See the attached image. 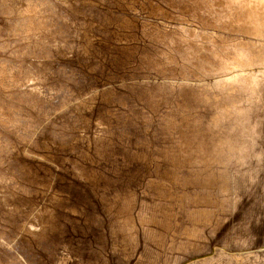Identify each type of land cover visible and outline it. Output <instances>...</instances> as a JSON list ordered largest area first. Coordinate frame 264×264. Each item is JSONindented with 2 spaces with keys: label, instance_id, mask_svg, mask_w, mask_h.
<instances>
[{
  "label": "rangeland",
  "instance_id": "1",
  "mask_svg": "<svg viewBox=\"0 0 264 264\" xmlns=\"http://www.w3.org/2000/svg\"><path fill=\"white\" fill-rule=\"evenodd\" d=\"M0 1V264H54L67 245L64 264H214L216 253H264V166L236 172L234 201L221 167L264 158L256 144L264 135V0ZM20 194L23 210L11 201Z\"/></svg>",
  "mask_w": 264,
  "mask_h": 264
},
{
  "label": "bare ground",
  "instance_id": "2",
  "mask_svg": "<svg viewBox=\"0 0 264 264\" xmlns=\"http://www.w3.org/2000/svg\"><path fill=\"white\" fill-rule=\"evenodd\" d=\"M33 1H34V0H33ZM38 1H39V0H38ZM56 1H58V0H56ZM83 1H84V0H83ZM127 1H128V0H127ZM182 1H183V0H182ZM0 2H1V1H0ZM2 2H4V1H2ZM7 2H8V1H7ZM9 2H10V0H9ZM59 2H60V1H59ZM67 2H68V1H67ZM74 2H75V1H74ZM81 2H82V0H81ZM84 2H85V1H84ZM90 2H91V1H90ZM185 2H186V1H185ZM4 3H5V2H4ZM32 3H33V2H32ZM93 3H94V2H93ZM115 3H116V2H115ZM131 3H132V2H131ZM181 3H182V2H181ZM183 3H184V2H183ZM0 4H2V3H0ZM34 4H35V3H34ZM60 4H61V3H60ZM62 4L64 5V3H62ZM132 4H134V3H132ZM135 4H136V2H135ZM137 4H138V3H137ZM8 5H10V4H7V7H8ZM4 6H5V5H3V7H4ZM32 6H33V7H36V6H34V5H32ZM70 6H71V5H70ZM94 6H96V5L94 4ZM100 7H101V6H100ZM107 8H108V7H107ZM134 8H135V6H134ZM143 8H144V7H143ZM151 8H152V7H151ZM4 9H5V7H4ZM7 9H8V8H7ZM34 9L36 10V8H34ZM34 9H33V11L38 15L39 13H37ZM52 9H54V7H52ZM78 9H79V8H78ZM189 9H190V8H189ZM11 10H12V9L10 8V10L8 11L10 14H12V13H11ZM41 10H42L41 8H40L39 11H38V9H37L38 12H40ZM97 10H98V9H97ZM129 10H130V9H129ZM144 10H145V9H144ZM5 11H6V10H5ZM44 11H45V10H44ZM59 11H60V10H59ZM69 11H70V10H69ZM91 11H92V10H91ZM136 11H137V10H136ZM156 11H157V10H156ZM52 12H54V14H55V11H52ZM32 13H33V12H32ZM35 13H33V14H35ZM43 13H44V12H43ZM43 13L41 12L42 15H43ZM72 13H73V12H72ZM186 13H187V12H186ZM10 14H9V15H10ZM50 14H52V13H50ZM54 14H53V15H54ZM74 14H76V13H74ZM9 15H8V16H9ZM15 15H16V14H15ZM15 15H12V16L15 17ZM76 15H79V14H76ZM155 15H156V12H155ZM12 16H11V17H12ZM24 16H25V15H24ZM33 16H34V15H33ZM51 16H52V15H51ZM82 16H83V15H82ZM30 17H31V16H30ZM35 17H36V15H35ZM39 17H40V16H39ZM39 17H38V18H39ZM49 17H50V16H49ZM87 17H88V16H87ZM31 18H32V17H31ZM50 18H51V17H50ZM50 18H49V19H50ZM69 18H70V17H69ZM81 18H82V17H81ZM125 18H126V17H125ZM12 19H13V17H12ZM33 19H34V18H33ZM40 19H41V18H40ZM40 19H39V20H40ZM42 19H43V16H42ZM56 19H57V18H56ZM19 20H21V19L19 18ZM22 20H23V19H22ZM34 20H35V19H34ZM39 20H38V21H39ZM86 20H87V19H86ZM92 20H93V19H92ZM126 20H127V19H126ZM187 20H188V19H187ZM30 21H31V20H30ZM40 21H41V20H40ZM162 21H163V20H162ZM14 22H15V21H14ZM35 22L37 23V21H35ZM42 22H43V21H42ZM48 22H49V21H48ZM88 22H89V21H88ZM122 22H124V21H122ZM128 22H130V20H129ZM128 22H127V23H128ZM39 23H40V22H39ZM43 23H44V22H43ZM50 23H51V22H50ZM57 23H58V22H57ZM125 23H126V21H125ZM130 23H131V22H130ZM132 23H133V22H132ZM16 24H17V23H16ZM20 24H21V23H20ZM22 24H23V21H22ZM22 24H21V25H22ZM58 24H59V23H58ZM142 24H143V23H142ZM142 24H141V25H142ZM144 24H145V23H144ZM144 24H143V25H144ZM14 25H15V24H14ZM14 25H13V26H14ZM21 25H20V26H21ZM35 25H36V24H35ZM44 25H45V24H44ZM60 25H61V24H60ZM90 25H91V24H90ZM118 25H119V24H118ZM126 25H127V24H126ZM143 25H142V26H143ZM9 26H11V25H9ZM17 26H19V25H17ZM20 26H19V27H20ZM22 26H23L22 28H24V24H23ZM38 26H39V25H38ZM88 26H89V24H88ZM93 26H94V25H93ZM130 26H131V25H130ZM6 27H7V26H6ZM6 27H5V28H6ZM39 27H42V25L39 26ZM125 27H126V26H125ZM134 27H136V26L134 25ZM9 28H10V27H8V28H6V29H9ZM11 28H12V27H11ZM92 28H93V27H92ZM114 28H115V27H114ZM119 28H121V27H119ZM129 28H130V27H129ZM138 28H139V27H138ZM144 28H145V27H144ZM26 29H27V28H26ZM41 29H42V28H41ZM43 29H44V28H43ZM53 29H54V28H53ZM55 29H56V28H55ZM86 29H87V28H86ZM88 29H89V28H88ZM123 29H124V28H123ZM132 29H133V28H131L130 30H132ZM39 30H40V29H39ZM127 31L129 32V30H127ZM127 31H126V33H128ZM13 32H14V31H13ZM83 32H84V30H83ZM83 32H82V33H83ZM85 32H86V31H85ZM135 32H136V31H135ZM135 32H134V33H135ZM220 32H221V31H220ZM59 33H60V32H59ZM87 33H88V32H87ZM114 33H115V31H114ZM32 34H33V33H32ZM83 34H84V33H83ZM97 34H98V33H97ZM129 34H130V33H129ZM135 34H136V33H135ZM135 34H134V35H135ZM137 34H138V33H137ZM86 35H87V34H86ZM89 35H90V34H89ZM119 35H120V34H119ZM122 35H123V34H122ZM122 35H121V36H122ZM138 35H139V34H138ZM233 35H234V34H233ZM93 36H94V35H93ZM105 36H106V35H105ZM129 36H130V35H129ZM86 37H87V36H86ZM88 37H89V36H88ZM113 37H115V36H113ZM131 37H132V36H131ZM136 37H137V35H136ZM136 37H135V38H136ZM141 37H142V36H141ZM34 38H35V37H34ZM107 38H109V37H107ZM127 38H128V37H127ZM132 38H133V37H132ZM122 39H123V37H122ZM87 40H88V39H87ZM113 40H114V39H113ZM113 40H112V41H113ZM128 42H130V41H128ZM131 42H132V40H131ZM85 43H86V42H85ZM85 43H84V44H85ZM75 44H76V43H75ZM125 44H126V43H125ZM125 44H124V45H125ZM134 44H135V43H134ZM136 44H138V43L136 42ZM85 45H86V44H85ZM115 45H116V44H115ZM127 46H128V45H127ZM86 47H87V46H86ZM138 47H139V46H138ZM75 48H76V47H75ZM91 48H92V47H91ZM134 48L136 49V47H134ZM84 49H85V48H84ZM92 49H94V48H92ZM132 49H133V48H132ZM90 50H91V49H90ZM101 50H102V49H101ZM103 50H104V49H103ZM136 50H137V49H136ZM35 51H36V50H35ZM95 51H96V50H95ZM112 51H113V50H112ZM104 52H105V51H104ZM132 52H133V51H132ZM95 53H96V52H95ZM108 53H109V52H108ZM108 53H107V55H108ZM114 53H115V52H114ZM93 54H94V53H93ZM112 55H113V54H112ZM114 55H115V54H114ZM132 55H133V53H132ZM95 56H96V55H95ZM130 56H131V55H130ZM134 56H135V54H134ZM36 57H37V56H36ZM107 57H108V56H107ZM41 58H42V57H41ZM84 58H85V57H84ZM97 58H98V57H97ZM35 59H36V58H35ZM38 59H39V57H38ZM108 59H109V57H108ZM134 59H135V58H134ZM134 59H133V60H134ZM127 61H128V60H127ZM135 61H136V60H135ZM100 62H101V61H100ZM109 62H110V61H109ZM121 63H122V62H121ZM10 64H11V61H10ZM13 65H14V64H13ZM101 65H102V64H101ZM112 65H113V64H112ZM115 65H116V63H115ZM115 65H114V66H115ZM119 65H120V64H119ZM122 65H123V64H122ZM122 65H121V66H122ZM125 65H126V64H125ZM11 66H12V65H11ZM14 66H16V65H14ZM16 67H17V66H16ZM16 67H15V68H16ZM100 67H101V66H100ZM124 67H125V66H124ZM6 68H7V67H6ZM9 68H11V67H9ZM12 68H14V67H12ZM12 68H11V69H12ZM55 68H56V67H55ZM107 68H108V67H107ZM118 68H119V67H118ZM118 68H117V66H116V69H118ZM122 68H123V67H122ZM56 69L58 70V68H56ZM109 69H110V67H109ZM112 69H113V68H112ZM252 69H253V68H252ZM19 70H20V67H19ZM124 70H125V69H124ZM10 71H11V70H10ZM58 71H59V70H58ZM105 71H106V70H105ZM109 71H110V70H109ZM13 72H14V71H13ZM15 72H16V73H19V72H17V71H15ZM110 73H111V72H110ZM116 73H117V72H116ZM121 73H122V72H121ZM125 73H127V72H125ZM130 73H131V72H130ZM106 74H107V73H106ZM119 74H120V73H119ZM123 74H124V71H123ZM229 74H230V73H229ZM14 75H15V74H14ZM14 75H13V76H14ZM107 75H108V74H107ZM111 75H112V73H111ZM108 76H109V78H110V75H108ZM24 78H25V77H24ZM112 78H113V77H112ZM112 78H111V79H112ZM114 78H116V77H114ZM120 78H121V77H120ZM214 78H215V77H214ZM17 79H18V78H17V76H16V80H17ZM80 80H81V79H80ZM112 80H113V79H112ZM117 80H118V79H117ZM203 80H204V79H203ZM17 81H18V80H17ZM9 82H10V81H9ZM124 82H125V81H124ZM209 82H210V81H209ZM12 83H13V82H12ZM12 83H10L9 85H11ZM1 84H2V83H1ZM13 84H14V83H13ZM59 84H60V83H59ZM3 85H4V84H3ZM60 85H61V84H60ZM5 86H6V85H5ZM81 86H82V85H81ZM1 87H2V89H3V86H1ZM50 87H51V86H50ZM50 87H48V89H49ZM52 87H53V86H52ZM60 87H61V86H60ZM63 88H64V87H63ZM63 88H62V89H63ZM91 88H92V87H91ZM2 89H1V90H2ZM7 89H8V88H7ZM9 89H10V88H9ZM39 89H40V88H39ZM42 89H43V88H42ZM46 89H47V87H46ZM54 89H56V88H53L52 91H53ZM58 90H59V89H58ZM58 90H56V91H58ZM60 90H61V89H60ZM93 90H94V89H93ZM50 91H51V90H50ZM61 91H62V90H61ZM90 91H92V90H90ZM124 91H125V90H124ZM39 92H40V91H39ZM47 92H49V90H47ZM63 92H65V90L62 91V93H63ZM84 92H85V91H84ZM92 92H93V91H92ZM101 92H102V91H101ZM104 92H105V91H104ZM104 92H103V93H104ZM114 92H115V91H114ZM125 92H126V91H125ZM42 93H43V91H42ZM77 93H78V92H77ZM22 94H23V93H22ZM49 94H50V93H49ZM52 94H53V93H52ZM66 94H68V93H66ZM79 94H80V93H79ZM88 94H89V91H88ZM47 95H48V94H47ZM58 95H59V94H58ZM62 95H63V94H62ZM68 95H69V94H68ZM77 95H78V94H77ZM107 95H108V94H107ZM107 95H105V97H106ZM4 96H5V95H4ZM50 96H51V94H50ZM79 96H80V95H79ZM79 96H78V98H79ZM81 96H83V95H81ZM81 96H80V97H81ZM90 96H91V95H90ZM96 96H97V95H96ZM96 96H95V94H94V97H96ZM100 96H101V93H100ZM102 96H103V95H102ZM108 96H109V95H108ZM115 96H116V95H115ZM60 97H61V96H60ZM68 97H69V96H67L66 99H67ZM87 97H88V96H87ZM92 97H93V96H92ZM92 97H89V98L91 99ZM94 97H93V98H94ZM78 98H74L73 101H75V99H78ZM81 98H82V97H81ZM102 98H103V97H102ZM112 98H113V97H111V99H112ZM1 99H2V98H1ZM40 99H41V98H40ZM64 99H65V98H64ZM64 99H63V97H62L61 100H63V102H64ZM83 99H84V98H83ZM90 99H89V100H90ZM97 99H98V98H97ZM99 99H100V97H99ZM113 99H114V98H113ZM35 100H36V98H35ZM51 100H52V99H51ZM58 100H59V99H58ZM79 100H80V99H79ZM81 100H82V99H81ZM89 100H88V102H89ZM103 100H104V99H103ZM107 100H108V99H107ZM43 101H44V100H43ZM46 101H47V100H46V98H45V102H46ZM99 101H100V100H99ZM101 101H102V100H101ZM101 101H100V102H101ZM108 101H109V100H108ZM35 102H36V101H35ZM48 102H49V101H48ZM53 102H54V101H53ZM57 102H58V101H57ZM57 102H56V103H57ZM69 102L71 103V100H70ZM93 102H94V100H93ZM104 102H105V101H104ZM110 102H111V100H110ZM115 102H116V101H115ZM120 102H121V101H120ZM59 103H61V102H58V104H59ZM106 103L108 104L107 101H106ZM116 103H117V102H116ZM0 104H1V103H0ZM4 104H5V103H4ZM4 104H3V105H4ZM48 104H49V103H48ZM48 104H47V102H46V106H47ZM82 104H83V102H82ZM85 104H86V103H85ZM90 104H91V103H90ZM112 104H113V103H112ZM112 104H111V106H112ZM221 104H222V103H221ZM49 105H50V104H49ZM49 105H48V106H49ZM64 105H65V103L63 104V106H64ZM87 105H89V104L87 103ZM92 105H93V103H92ZM97 105H98V104H97ZM114 105H115V104H114ZM215 105H216V104H215ZM7 106H9V105H7ZM32 106H33V105H32ZM38 106H41V103H40V105H38ZM46 106H45V107H46ZM56 106H57V105H56ZM60 106H62V103L60 104ZM60 106H59V108H58V106H57V109H60ZM89 106H90V105H89ZM101 106H102V104H101ZM109 106H110V105H109ZM118 106H119V105H118ZM9 107H10V106H9ZM9 107H7L8 110H9ZM43 107H44V106H42V108H43ZM49 107H51V106H49ZM49 107H48V108L46 107L47 110L49 109ZM52 107L56 109L55 105H52ZM92 107H93V106H92ZM95 107H96V106H95ZM95 107H94V108H95ZM104 107H105V106H104ZM107 107H108V106H107ZM10 108H11V107H10ZM46 108H45V109L43 108V109L46 110ZM86 108H87V107H86ZM98 108H99V106H98ZM98 108H96V110H97ZM114 108H115V107H114ZM116 108H117V107H116ZM207 108H209V107H207ZM57 109H56V110H57ZM22 110H23V108H22ZM22 110H21V111H22ZM38 110H39V109H38ZM49 110H50V109H49ZM94 110H95V109H94ZM96 110H95V112H96ZM107 110H108V109H107ZM120 110H121V109H120ZM120 110H119V111H120ZM201 110H202V109H201ZM9 111H10V110H9ZM52 111H53V113H54V110H52ZM89 111H90V110H89ZM97 111H100V110H97ZM110 111H111V109H110ZM23 112H24V111H23ZM42 112H43V110H42ZM42 112H41V114H42ZM47 112H48V111H47ZM107 112H108V111H107ZM114 112H115V111H114ZM10 113H11V112H10ZM43 113H44V112H43ZM108 113L112 114L113 112H112V113H111V112H108ZM7 114H8V111H7ZM12 114H13V112H12ZM17 114H18V112H17ZM48 114H49V113H48ZM89 114H90V113H89ZM99 114H100V113H99ZM102 114H103V113H102ZM115 114H116V113H115ZM204 114H205V113H204ZM8 115H9V118H10V114H8ZM8 115H7V116H8ZM15 115H16V114H15ZM65 115H66V114H65ZM84 115H85V114H84ZM112 115H113V114H112ZM207 115H208V114H207ZM207 115H206V116H207ZM18 116H19V115H18ZM49 116H50V115H49ZM87 116H89V115H87ZM90 116H91V114H90ZM99 116H101V114H100ZM99 116H98V117H99ZM114 116H115V115H114ZM204 116H205V115H204ZM60 117H62V116L60 115ZM68 117H69V116H68ZM92 117H93V116H92ZM110 117H113V116H110ZM116 117H117V115H116ZM116 117H115L114 119H117V118H118V117H117V118H116ZM102 118H104V115L102 116ZM151 118H152V117H151ZM203 118H204V117H203ZM55 119H56V118H55ZM94 119H95V118H94ZM114 119H113V120H114ZM64 120H65V119H64ZM67 120H68V119H67ZM103 120H104V119H103ZM110 120H111V119H110ZM151 120H152V119H151ZM31 121H33V120H31ZM41 121H42V120H41ZM49 121H50V120H49ZM99 121H100V120H99ZM101 121H102V120H101ZM108 121H109V119H108ZM111 121H112V120H111ZM116 121H117V122H120V121H118V120H116ZM203 121H204V119H203ZM96 122H97V121H96ZM106 122H107V120H106ZM122 122H123V121H122ZM0 123H1V122H0ZM11 123H12V122H11ZM89 123H90V122H89ZM89 123H88V124H89ZM101 123H102V122H101ZM101 123H100V124H101ZM114 123H115V122H114ZM12 124H13V123H12ZM41 124H43V123H41ZM80 124H81V123H80ZM88 124H87V126H88ZM93 124H94V123H93ZM112 124H113V122H112ZM120 124H121V123H120ZM124 124H125V123H124ZM144 124H145V123H144ZM31 125H32V127H33V124H31ZM45 125H46V124H45ZM89 125H90V124H89ZM102 125H103V124H102ZM122 125H123V123H122ZM140 125H141V124H140ZM227 125H228V124H227ZM234 125H235V124H234ZM29 126H30V125H29ZM39 126H40V125H39ZM43 126H44V125H43ZM98 126H99V125H98ZM112 126H113V125H112ZM112 126H111V127H112ZM123 126H124V125H123ZM104 127H105V126H104ZM115 127H117V126H115ZM119 127H120V126H119ZM124 127H125V126H124ZM52 128H53V127H52ZM56 128H58V127H56ZM60 128H61V127H60ZM45 129H46V128H45ZM62 129H63V128H62ZM100 129H101V128H100ZM104 129H105V128H104ZM104 129H103V130H104ZM106 129H107V126H106ZM118 129L120 130L121 128H118ZM123 129H124V128H123ZM148 129H149V128H148ZM225 129H226V128H225ZM28 130H31V129H28ZM28 130H27V131H28ZM60 130H61V129H60ZM81 130H84V129H81ZM90 130H92V129L90 128ZM84 131H85V130H84ZM84 131H83V132H84ZM79 132H80V131H79ZM79 132H78V134H80ZM89 132H90V131H89ZM123 132H124V130H123ZM55 133H56V132H55ZM67 133H68V131H67ZM70 133H71V132H70ZM33 134H34V133H33ZM56 134H57V133H56ZM81 134H82V132H81ZM83 134H85V133H83ZM83 134H82V135H83ZM120 134H121V133H120ZM13 135H14V134H13ZM117 135H118V134H117ZM122 135H123V134H122ZM122 135H121V136H122ZM124 135H125V134H124ZM127 135H128V134H127ZM127 135H126V136H127ZM230 135H231V134H230ZM153 136H154V135H153ZM153 136H152V137H153ZM209 136H210V135H209ZM234 136H235V135H234ZM14 137H15V136H14ZM56 137H57V136H56ZM27 138H28V137H27ZM121 138H123V137H121ZM153 138H154V137H153ZM30 139H31V138H30ZM30 139H29V140H30ZM47 139H48V138H47ZM84 139H85V138H84ZM84 139H83V140H84ZM140 139H141V138H140ZM29 140H28V141H29ZM83 140H82V138H81V141H83ZM263 140H264V135H263L262 138H259V139L256 140V142H257V143H256L257 146H264V141H263ZM28 141H26V142H28ZM45 141H46V140H45ZM45 141H44V142H45ZM50 141H51V140H50ZM69 141H70V140H69ZM73 141H74V140H73ZM115 141H116V140H115ZM71 142H72V141H71ZM146 142H147V141H146ZM47 143H48V142H47ZM52 143H53V142H52ZM211 143H212V142H211ZM68 144H69V143H68ZM72 144H73V143H72ZM90 144H91V143H90ZM232 144H233V143H232ZM26 145H27V144H25V146H26ZM29 145H30V144H29ZM57 145L59 146V144H57ZM84 145H85V143H84ZM48 146H49V145H48ZM50 146H51V145H50ZM58 146H56V144H55V147H57V149H60V148H58ZM67 146H68V145H67ZM71 146H72V145H71ZM79 146H80V145H79ZM89 146H90V145H89ZM233 146H234V145H233ZM53 147H54V144H53ZM62 147H63V145H62ZM62 147H61V148H62ZM223 147H224V146H223ZM30 148H31V147H30ZM75 148H76V147H75ZM254 148H256V146H254ZM254 148H253V149H254ZM34 149H35V148H34ZM49 149H50V148H49ZM49 149H48V150H49ZM253 149H251V150H253ZM54 150H55V148H54ZM54 150H53V151H54ZM76 150H77V149H76ZM224 150H226V149H224ZM224 150H223V153H224ZM23 151H24V150H23ZM27 151H28V150H27ZM29 151H30V150H29ZM34 151H35V150H34ZM40 151H41V150H40ZM44 151H45V150H44ZM89 151H90V149H89ZM227 151H228V150H227ZM1 152H2V151H0V153H1ZM24 152H26V149H25ZM30 152H31V151H30ZM228 152H229V151H228ZM27 153H28V152H27ZM46 153H48V152H46ZM88 153H89V152H88ZM229 153H231V152H229ZM229 153H228V154H229ZM232 153H233V152H232ZM235 153H236V152H235ZM1 154H2V153H1ZM30 154H31V153H30ZM36 154H37V153H36ZM42 154H43V152H42ZM42 154H41V155H42ZM51 154H52V153H51ZM80 154H84L83 151H80ZM226 154H227V153H226ZM4 155H5V154H4ZM44 155H45V154H44ZM52 155H53V154H52ZM221 155H222V154H221ZM221 155H220V156H221ZM34 156H35V155H34ZM58 156H59V155H58ZM67 156H68V154H67ZM0 157L3 158L4 156H3V157L0 156ZM15 157H16V156H15ZM222 157H223V156H221L220 158H222ZM45 158H46V157H45ZM226 158H227V157H226ZM233 158H234V157H233ZM233 158H232V159H233ZM16 159H17V157H16ZM47 159H48V157H47ZM222 159H223V158H222ZM224 159H225V157H224ZM11 160H12V159H11ZM225 160H226V159H225ZM230 160H231V159H230ZM0 161L3 162V159L0 160ZM221 161H222V160H221ZM226 161H227V160H226ZM4 162H6V160H5ZM174 162L178 163L177 161H174ZM247 162H248L247 164L250 163V165H247V164H246V165H244V166H240V165L238 164L239 162H233V163H231L230 161H228V162H226V163L224 162V163H225L224 166H221L222 164L220 165L221 167H223V168L225 169V171H226L227 174H226V173H224V174H226V175L228 176V178H229V181H226V182H229V183H230V186H231V189H230V196H231V198L238 194V193H236V189H235V188L238 186V185H237V182H236V180H235V178H237L239 175H237L236 172L247 171L248 174H249L250 176H253L254 174L257 173V171H258L261 167L264 166V164L262 163V162H264V158L261 159L260 161H255V160L253 159V160H248ZM0 163H1V162H0ZM21 163H22V162H21ZM79 165H80V164H79ZM218 165H219V164H218ZM31 167H32V168H31L32 170L35 169V168H33V166H31ZM218 167H219V166H218ZM4 170H5V169H4ZM9 170H13V169H9ZM26 170H27V169H26ZM5 171H8V170H5ZM28 172H30V171H28ZM35 172H36V170H35ZM214 172H215V171H214ZM215 173H217V172H215ZM11 174H12V173H11ZM31 174H32V173H31ZM220 174H221V173H220ZM3 175H4V174H3ZM22 175H23V174H22ZM35 175H36V174H35ZM226 175H225V176H226ZM236 175H237V176H236ZM2 177H3V176H2ZM7 177H8V176H7ZM32 177H33V176H32ZM40 177H41V176H40ZM9 178H10V176H9ZM9 178H8V179H9ZM29 178H30V177H29ZM13 179H14V178H13ZM40 179H41V178H40ZM33 180H35V179H33ZM257 180H258V183H259V184L261 183V184L264 186V179L260 178V179H257ZM44 181H45V179H44ZM221 181H222V180H221ZM221 181H220V183H221ZM245 181H246V184H248V179H246ZM36 182H37V181H36ZM38 182H39V180H38ZM42 182H43V181H42ZM54 182H56V181H54ZM54 182H53V183H54ZM223 182H225V181H223ZM12 183H13V182H12ZM44 183H45V182H44ZM46 184H47V183H46ZM51 184H52V183H51ZM58 184H59V183H58ZM8 185H9V184H8ZM49 185H50V184H49ZM60 185H62V184H60ZM60 185H58V188H59ZM222 185H223V184H222ZM226 185H227V184H226ZM226 185H225V186H226ZM12 186H13V185H12ZM46 186H47V185H46ZM53 186H54V185H53ZM65 186H66V185H65ZM212 186H213V185H212ZM216 186H218V185H216ZM220 186H221V185H220ZM23 188H24V187H23ZM52 188H53V187H52ZM58 188H57V189H58ZM41 189H44V188H41ZM41 189H40V190H41ZM47 189H48V188H47ZM49 189H50V188H49ZM60 189H61V188H60ZM197 189H198V188H197ZM220 189H221V188H220ZM227 189H228V187H227ZM227 189H226V190H227ZM36 190H37V188H36ZM67 190H68V189H67ZM37 191H38V190H37ZM43 191H44V190H43ZM54 191L57 192L56 190H54ZM54 191H53V192H54ZM61 191H62V189H61ZM70 191H71V190H70ZM199 191H200V190H199ZM213 191H214V189H213ZM215 191H217V189H216ZM220 191H222V190H220ZM44 192H45V191H44ZM55 192H54V193H55ZM58 192H59V191H58ZM65 192H66V191H65ZM211 192H212V191H211ZM223 192H225V193L227 194L226 191L223 190ZM223 192H222V193H223ZM2 193H3V192H2ZM39 193H40V192H39ZM60 193H63V192H60ZM60 193H59V194H60ZM70 193H71V192H70ZM73 193H74V192H72L71 194H73ZM214 193H215V192H214ZM40 194H41V193H40ZM48 194H49V193H48ZM65 194H66V193H65ZM75 194H76V193H75ZM216 194H217V193H216ZM1 195H2V194H0V196H1ZM3 195H4V194H3ZM3 195H2V196H3ZM9 195H10V193H9ZM11 195H12V194H11ZM36 195H37V194H36ZM67 195H68V193H67ZM67 195H65V196H67ZM223 195H225V194H221V196H223ZM227 195H228V194H227ZM2 196H1V197H2ZM5 196H6V198H7V195H4V197H5ZM33 196H34V195H33ZM68 196H69V195H68ZM218 196H220V192H219V195H218ZM228 196H229V195H228ZM8 197H9V196H8ZM12 197H13V196H12ZM31 197H32V196H31ZM31 197H30V199L32 200ZM38 197H39V196H38ZM38 197H37V198H38ZM10 198H11V196H10ZM10 198H9V199H10ZM26 198H27L26 195H24V194H20V195H17V196H15V197H13V199L11 198V201L13 200V201H15V202H19V203H18L19 206H18L17 204H15V205H17L18 208H22L20 203H23V204H24V203H27L28 200H27ZM35 198H36V197H35ZM35 198H34V199H35ZM61 198H62V197H61ZM65 198H66V197H64V199H62V200H65ZM72 198H73V195H72ZM221 198H222V197H221ZM228 198H229V197H228ZM237 198H239V197H237ZM3 199H4V198H3ZM232 199H233V198H232ZM243 199H244V198H243ZM6 200H7V199H6ZM6 200H4V202H5ZM31 200H30V201H31ZM40 200H41V198H39V201H40ZM59 200H60V199H58L57 202H60ZM66 200H67V198H66ZM76 200H77V199H76ZM168 200H169V199H168ZM230 200H231V199H230ZM8 201H9V200H8ZM13 201H12V202H13ZM36 201H37V200H36ZM42 201H43V200H42ZM42 201H41V202H42ZM225 201H226V199H225ZM228 201H229V200H228ZM232 201H234V199H233ZM240 201H241V200H240ZM240 201H239V202H240ZM4 202H3V204H4ZM9 202H10V201H9ZM9 202H7V203L9 204ZM15 202H14V203H15ZM32 202H33V200H32ZM32 202H31V203H32ZM41 202H40V203H41ZM43 202H44V201H43ZM53 202L57 203L56 201H53ZM53 202H52V203H53ZM229 202H230V201H229ZM14 203H12V204H14ZM31 203H30V204H31ZM47 203H48V201H47ZM55 203H54V204H55ZM225 203H226V202H225ZM236 203H238V201H237ZM3 204H2V206H3ZM44 204H45V202H44ZM66 204H67V203H66ZM74 204H75V202H74ZM232 204H233V202H232ZM246 204H247V203H246ZM9 205L11 206V202H10ZM62 205H63V204H62ZM72 205H73V204H72ZM225 205H226V204H225ZM244 205H245V204H244ZM12 206H13V205H12ZM36 206H37V205H36ZM41 206H42V204H41ZM59 206H60V205H59ZM59 206H57V207L60 208ZM69 206H71V205H69ZM78 206H79V205H78ZM234 206H236V205H234ZM242 206H243V205H242ZM4 207H5V205H4ZM7 207H9V206H7ZM28 207H30V206H28ZM32 207H33V206H32ZM51 207H52V206L50 205L49 208H51ZM63 207H64V206H63ZM74 207H75V206H74ZM81 207H83V206H81ZM100 207H101V206H100ZM225 207H226V206H225ZM238 207H239V206H238ZM240 207H241V206H240ZM26 208H27V207H26ZM33 208H34V207H33ZM38 208H40V207H38ZM68 208H69V207H68ZM144 208H145V207H144ZM234 208H235V207H234ZM234 208H233V209H234ZM24 209H25V208H24ZM36 209H37V208H36ZM40 209H41V208H40ZM73 209H74V208H73ZM80 209H82V208H80ZM239 209H240V208H239ZM241 209H242V208H241ZM0 210H1V209H0ZM22 210H23V208H22ZM28 210H29V209H28ZM28 210H27V212L30 213V211H28ZM30 210H31V208H30ZM34 210H35V209H34ZM38 210H39V209H38ZM43 210L46 211L47 209L45 210V209L43 208ZM49 210H50V209H49ZM51 210H52V208H51ZM51 210H50V211H51ZM53 210H54V208H53ZM173 210H174V209H173ZM226 210H227V209H226ZM235 210H236V209H235ZM69 211H70V210H69ZM74 211H75V210H74ZM76 211H77V210H76ZM76 211H75V214H78V215H79L80 212H79V213H76ZM81 211H82V210H81ZM227 211H228V210H227ZM229 211H230V210H229ZM231 211L233 212V210H231ZM231 211H230V212H231ZM241 211H242V210H241ZM24 212H25V211H24ZM27 212H26V213H27ZM46 212H48V211H46ZM84 212H85V211H84ZM225 212H226V211H225ZM236 212H237V211H236ZM29 213H28V215H29ZM33 213H34V211H33ZM33 213H32V215H33ZM35 213H36V212H35ZM35 213H34V215H35ZM39 213H41V212H39ZM42 213H44V212H42ZM73 213H74V212H73ZM85 213H86V212H85ZM87 213H88V212H87ZM146 213H147V212H146ZM180 213H181V212H180ZM241 213H242V212H241ZM50 214H51V212H50ZM75 214H72V215H75ZM83 214H84V213H83ZM13 215H14V214H13ZM41 215H42V214H41ZM41 215H40V218H42ZM47 215H48V214H47ZM51 215H53V214H51ZM51 215H50V216H51ZM70 215H71V214H70ZM240 215H241V214H240ZM240 215H239V216H240ZM242 215H243V214H242ZM0 216H1V215H0ZM11 216H12V215H11ZM23 216H24V215H23ZM25 216H26V214H25ZM25 216H24V217H25ZM29 216H30V215H29ZM35 216H37V215H35ZM54 216H55V215H54ZM87 216H88V215H87ZM178 216H179V215H178ZM232 216H233V215H232ZM232 216H231V217H232ZM51 217H52V216H51ZM61 217H63V216H61ZM65 217H67V216H65ZM68 217L70 218V216H68ZM88 217H90V215H89ZM92 217H94V216H92ZM184 217H185V216H184ZM244 217H245V216H244ZM33 218H34V216H33ZM33 218H32V221H33ZM63 218H64V217H63ZM72 218H73V217H72ZM77 218H78V217H77ZM229 218H230V217H229ZM18 219H19V218H18ZM25 219H26V218H25ZM25 219H24V220H25ZM29 219L31 220L30 217H29ZM29 219L26 220V222L24 223V224H25L24 226H26V225H28L29 227L32 226V225L29 224ZM66 219H67L68 221L72 220V219H68V218H66ZM90 219H91V218H90ZM181 219L183 220V218H181ZM185 219H186V218H185ZM11 220H12V219H11ZM15 220H16V219H15ZM21 220H22V219H21ZM34 220H35V223L37 224V222H36V217H35ZM38 220H39V219H38ZM40 220H41V219H40ZM63 220H64V219H63ZM79 220H80V219H79ZM79 220L77 221L78 223L80 222ZM16 221H18V220H16ZM183 221H184V220H183ZM183 221H182V222H183ZM2 222H3V221H2ZM39 222H40V221H39ZM65 222H66V220H65ZM71 222H73V221H71ZM71 222H70V224H71ZM30 223L32 224V222H30ZM40 223H41V222H40ZM183 223H184V222H183ZM188 223H189V222H188ZM236 223H237V222H236ZM68 224H69V223H68ZM79 224H80V223H79ZM33 225H34V223H33ZM39 225H40V224H39ZM58 225H59V224H58ZM82 225H83V224H82ZM137 225H138V224H137ZM36 226H37V225H36ZM62 226H63V225H62ZM65 226H66V225H65ZM74 226H75V225H74ZM231 226H232V225H231ZM5 227H6V226H5ZM33 227H35V226H33ZM48 227H49V226H48ZM71 227H72V226H71ZM21 228H22V227H21ZM77 228H78V227H77ZM82 228H83V227H82ZM91 228H92V227H91ZM31 229H32V227H31ZM33 229H34V228H33ZM70 229H71V228H70ZM75 229H76V228H75ZM78 229H79V228H78ZM86 229H87V228H86ZM244 229H245V228H244ZM15 230H16V229H15ZM94 230H95V229H94ZM241 230H242V229H241ZM16 231H17V230H16ZM42 231L46 234V233L49 232L50 230H49L48 228H45V229H43V230H38V232L33 233L32 235H37V236H38V235H42V234H44ZM63 231H64V230H63ZM73 231H74V229H73ZM73 231H72V232H73ZM80 231H81V230H80ZM82 231H83V230H82ZM82 231H81V232H82ZM97 231H98V230H97ZM198 231H199V230H198ZM69 232H70V231H69ZM75 232H77V230H76ZM75 232H74V233H75ZM86 232H87V231H86ZM88 232H89V231H88ZM65 233H66V232H65ZM91 233H92V232H91ZM226 233H227V232H226ZM232 233H233V232H232ZM16 234H18V233H16ZM71 234H72V233H71ZM79 234H80V233H79ZM83 234H84V233H83ZM86 234H87V233H86ZM206 234H207V233H206ZM74 235H75V234H74ZM89 235H90V234H89ZM95 235H96V234H95ZM99 235H100V234H99ZM143 235H144V234H143ZM14 236H15V235H14ZM14 236H13V237H14ZM26 236H27V235H26ZM76 236H77V235H76ZM79 236H80V235H79ZM96 236H97V235H96ZM15 237H16V236H15ZM82 237H83V235H82ZM228 237H229V235H228ZM228 237H227V238H228ZM0 238H1V237H0ZM86 238H87V237H86ZM75 239H76V237H75ZM83 239H85V238H83ZM87 239H88V238H87ZM146 239H148V238H146ZM192 239H193V238H192ZM2 240H3V238H2ZM4 240H6V239H4ZM11 240H12V239H11ZM73 240H74V238H73ZM79 240H80V238H79ZM81 240H82V238H81ZM168 240H169V239H168ZM13 241H14V240H13ZM77 241H78V240H77ZM86 241H87V240H86ZM90 241H91V238H90ZM146 241H147V240H146ZM6 242H7V241H6ZM8 242H9V241H8ZM67 242H69V241H67ZM73 242H74V241H73ZM81 242H83V241H80V243H81ZM84 242H85V241H84ZM140 242H141V241H140ZM10 243H11V242H10ZM65 243H66V241H65ZM65 243H64V244H65ZM75 243H76V240H75ZM89 243H90V242H89ZM6 244L8 245V243H6ZM12 244H13V243H12ZM68 244H69V243H68ZM76 244H77V243H76ZM85 244L87 245V242H86ZM61 245H62V244H61ZM71 245H72V244H71ZM73 245H74V244H73ZM82 245H83V244H82ZM90 245H91V243H90ZM10 246H11V245H10ZM63 246L65 247V245H63ZM67 246L69 247L70 245H67ZM67 246H66V248H67ZM80 246H81V245H80ZM2 247H3V246H2ZM61 247H62V246H61ZM86 247L89 248L88 245H87ZM222 247H223V246H222ZM15 248H16V247H15ZM66 248H64V249L62 250V252H61L60 255H57L58 257L56 258V261L54 262V264H62V263L64 264V262H63V257H65V254H67V250L69 251L70 247H69L67 250H66ZM75 248H76V246H75ZM83 248H84V247H83ZM83 248H82V250H83ZM94 248H95V247H94ZM260 248L262 249V247H260ZM10 249H11V247H10ZM12 249H13V248H12ZM90 249L92 250L93 248H90ZM98 249H100V248H98ZM151 249H152V248H151ZM239 249H240V248H239ZM254 249H255V248H254ZM14 250H15V249H14ZM78 250H79V249H78ZM78 250H77V251H78ZM85 250H86V248H85ZM153 250H154V249H153ZM155 250H156V248H155ZM224 250H225V249H224ZM259 250H260V249H259ZM72 251H73V250H72ZM72 251H70V252H72ZM92 251H93V250H92ZM99 251H101V250H99ZM243 251H244V250H243ZM245 251H247V250H245ZM17 252H18V251H17ZM59 252H60V251H59ZM79 252H80V251H79ZM88 252H89V251H88ZM90 252H91V251H90ZM94 252H95V251H94ZM97 252H98V251H97ZM150 252H151V251H150ZM150 252H149V253H150ZM228 252H229V251H228ZM228 252H227V253H228ZM240 252H241V251H240ZM77 253H78V252H77ZM80 253H81V252H80ZM84 253H85V252H84ZM135 253H136V252H135ZM154 253H156V252H154ZM13 254H14V253H13ZM17 254H18V253H17ZM41 254H42V253H41ZM72 254H73V253H72ZM74 254H75V253H74ZM78 254H79V253H78ZM78 254H77V255H78ZM151 254H152V253H151ZM170 254H171V253H170ZM32 255H33V254H32ZM68 255H69V254H68ZM88 255H89V254H88ZM148 255H149V254H148ZM15 256H16V254H15ZM74 256H75V255H74ZM171 256H172V255H171ZM255 256L260 257V258L262 259V261L264 262V253H263V252H260V253H254V255H252V256H248V255H246V254H242V253H241V254H240V253H234L233 256H232V258L229 259V260H228V258H224L223 256H221L219 253H216L215 256H214V257H215V258H214V259H215V260H214V261H215L214 264H224V263H225V264H226V263H229V264H249V261H248L249 258L254 259ZM55 257H56V256H55ZM67 257H69V256H67ZM72 257H73V255H72ZM81 257H82V256H81ZM85 257H86V256H85ZM113 257H114V256H113ZM134 257H135V256H134ZM20 258H21V256H20ZM75 258H76V257H75ZM77 258H80V257H77ZM170 258H171V257H170ZM21 259H23V258H21ZM70 259H71V258H70ZM84 259H85V258H84ZM16 260H17V258H16ZM18 260H20V259H18ZM18 260H17V261H18ZM37 260H38V259H37ZM77 260H78V259H77ZM77 260H76V261H77ZM86 260H87V259H86ZM86 260H85V261H86ZM88 260H89V259H88ZM158 260H159V259H158ZM21 261H24V260H21ZM21 261H20V262H21ZM26 261H27V260H26ZM81 261H82V260H81ZM100 261H101V260H100ZM27 262H30V261H27ZM33 262H34V261H33ZM79 262H80V261H79ZM79 262H78V263H79ZM88 262H89V261H88ZM90 262H91V261H90ZM206 262H208V261H206ZM263 262H261V263H263ZM16 263H18V262H16ZM21 263H23V262H21ZM24 263H25V261H24ZM30 263H31V262H30ZM67 263H68V262H67ZM69 263H70V262H69ZM75 263H76V262H75ZM11 264H12V263H11ZM25 264H27V263H25ZM82 264H83V261H82ZM205 264H206V263H205ZM257 264H258V263H257ZM259 264H260V262H259Z\"/></svg>",
  "mask_w": 264,
  "mask_h": 264
}]
</instances>
